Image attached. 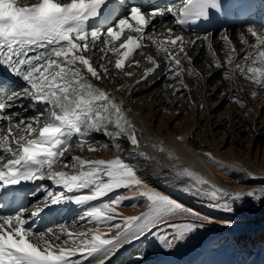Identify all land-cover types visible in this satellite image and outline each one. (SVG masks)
I'll return each mask as SVG.
<instances>
[{
    "label": "snow or ice",
    "instance_id": "6c2138e0",
    "mask_svg": "<svg viewBox=\"0 0 264 264\" xmlns=\"http://www.w3.org/2000/svg\"><path fill=\"white\" fill-rule=\"evenodd\" d=\"M235 2L171 0L163 9H146L141 0H0V68L8 74H0V209L11 208L20 198L15 186L44 180L51 181L54 188L41 187L44 196L38 203L43 207L33 205L32 217L65 204L82 209L71 225L56 224L43 230L32 227L35 221L29 222L27 208L22 204L10 213L0 211V264H107L124 245L146 238L162 223L167 222L171 231L168 235L158 234L157 238L164 248L172 249L174 241H185L203 227L197 221L210 220L147 186L138 177L136 167L121 156L105 160L76 155L68 159L67 153L73 144L81 152L109 148L121 152V141H127L131 145L129 157L155 161L159 168L157 157L139 150V130L130 110L114 93L94 82L101 79V71L107 74L109 69L101 64L98 70L86 53L112 52L118 56L115 68L122 69L134 55L142 54L138 50L150 40L158 54L168 60L172 79L185 73L199 75L181 62L191 63L185 44L195 46L201 39L208 41L216 66L221 67L209 40L213 33L208 31L202 37L185 41L183 35H174L176 26L183 32L209 21L213 14L226 15ZM168 15L173 17L174 26L167 29L165 39L159 40L154 21ZM126 29L138 35H127L117 47L116 42ZM247 31L255 43L242 35L247 48L239 59L232 55L235 47L226 32L221 34L230 46L226 63L232 65L235 61L224 76L231 80L239 74L264 87V32L258 33L253 26ZM105 55L100 59H105ZM147 60L159 67L153 57L148 56ZM153 70H146L145 76ZM22 99H27L28 104H21V110H30L32 115L10 111L15 101ZM236 102L244 106L238 98ZM97 133L108 138L100 148L93 139ZM137 165L140 166L139 160ZM173 168L174 181L182 183L185 191L194 190L209 197L216 208L232 211L233 205L246 197L264 201V188L230 192L188 168ZM110 194L114 195L109 199ZM24 195L35 197L37 192ZM137 198L146 204V211L113 223L121 215L118 208L124 201ZM83 221L94 227L70 231ZM225 223L231 224V220ZM113 229L114 236L110 235Z\"/></svg>",
    "mask_w": 264,
    "mask_h": 264
},
{
    "label": "rangeland",
    "instance_id": "374dc122",
    "mask_svg": "<svg viewBox=\"0 0 264 264\" xmlns=\"http://www.w3.org/2000/svg\"><path fill=\"white\" fill-rule=\"evenodd\" d=\"M256 24L257 21L251 23V25ZM166 25L167 23L157 26L156 33H164L161 29ZM256 31L259 32L257 29ZM235 32L237 33H233V37L232 34L228 37L231 46L235 47L232 55L239 59L244 56L247 48L241 36L243 35L244 39L250 43H255V40L250 38L247 28ZM221 34L223 33H216L217 38H210L218 41L212 46L221 67L216 66L212 52L208 49V42L201 40L198 42L204 45L203 47H200L198 42L196 46H200L197 47L193 45L189 47V44H185V49L191 57V63L181 61L187 66L186 68H191L199 75L185 73L182 77L172 79L168 71L170 67L168 60L163 54H158L156 46L150 40H146L145 46L139 50L142 54L134 55L132 62L122 69L114 66V61L118 58L116 54L106 51V56L101 53L105 55L103 60L98 55L95 59L98 70L99 65L103 64L109 71L107 74L101 71V79L94 82L98 86L117 92L120 99L128 100L140 121L144 122L154 133H158L163 139L186 145L193 150L213 172L216 182L230 192L260 190L264 188V87L257 86L239 74L231 80L225 79L224 73L234 67L235 61L232 65L226 63L230 54V46L221 41ZM161 37L159 40L162 39ZM184 38L185 41L194 39ZM116 43L118 47L120 42ZM90 53L93 55L95 52ZM148 56H154L153 59L159 68L155 69V65L147 60ZM243 63L241 60L242 65ZM148 69L154 70L145 76ZM181 80L186 87L181 84ZM113 91L111 92L114 93ZM252 92L257 95L253 97ZM237 98L243 102L244 106L236 102ZM93 139L97 141L95 145L97 148L108 142L101 136H94ZM124 151L117 152L109 148L95 152L87 150L81 152L73 144L67 157L71 159L72 156L81 155L85 158L109 160L121 156L136 167L138 177L147 186L160 191L152 186L150 178L147 179L149 176L147 169L141 165L138 166L137 162L127 157ZM207 154H210V157ZM41 187H38L33 202L38 207H43L38 203L44 196V193L40 191ZM46 187L50 190L54 188L49 185ZM120 191L124 195H129L126 190ZM112 195L114 194H110L108 198L110 199ZM202 197L208 198L203 194ZM138 199L140 198L124 201L123 205L118 208L121 215L113 223L119 222L123 217L138 216L146 211L147 206L143 201L138 207L132 206L137 204ZM207 200L203 201L200 210L185 205L202 216L210 218L209 221H197L203 224L204 231L196 230L185 241L179 243L174 241L175 246L172 249H166L159 243L157 235L161 233L168 235L171 230L167 222L162 223L153 229L156 235L150 233L146 238H141L130 251L128 259L118 264H193V262L196 264H231L230 259L223 254L224 247L246 241L260 245L261 253L258 255L257 264H264L262 254L264 251V209L261 207V216L257 222L240 221L242 212L252 211L262 201L246 197L242 201H237L232 211H226L214 207L211 199ZM56 211L53 216L56 221L51 222L49 226L71 225L74 218L78 220L82 209L70 204L62 212L58 209ZM212 220H215V223ZM228 220H231V224L225 223ZM219 221L223 222L224 228L218 223ZM86 227H94V225L88 224L87 221L78 222L75 227L70 228V231L81 232L85 231ZM103 230L107 232L106 228ZM115 232L116 230L113 229L110 235L114 236ZM217 238H222L223 241L228 240L230 243L228 245L218 244L216 249L210 252L201 249L210 246Z\"/></svg>",
    "mask_w": 264,
    "mask_h": 264
},
{
    "label": "bare ground",
    "instance_id": "6f19581e",
    "mask_svg": "<svg viewBox=\"0 0 264 264\" xmlns=\"http://www.w3.org/2000/svg\"><path fill=\"white\" fill-rule=\"evenodd\" d=\"M167 18L168 17H166V19ZM158 21H161V19L158 18ZM245 22H247V21H245ZM132 23H134V22H132ZM170 26L172 27V23L170 24ZM248 27L249 26H243L242 28L232 27V28L224 29L223 32L224 33L226 32L227 36H230V34H232V37H233V33H237V32H235L236 30H239V29H245L246 30V28H248ZM255 29H257V28L255 27ZM258 31L264 32V30H262V31L258 30ZM127 35H129V32L126 33L122 38L126 37ZM132 35L135 36L138 34L133 33ZM164 35L165 34L162 35V37H161L162 39L166 37ZM215 38H217V37H215ZM250 38L254 39L251 36V34H250ZM209 40L211 41L212 45H215L216 43H218V41H216L214 38L209 39ZM199 41L201 42V40H199ZM221 41L224 42L222 39H221ZM118 42H120V41H118ZM205 43H206V41H205ZM200 45H197V46H200ZM197 46L195 45V47H197ZM203 46L204 45H201L200 47H203ZM189 47H190V44H189ZM107 54H109V53H107ZM110 54H112V52ZM86 55L91 56L94 67H97L98 65H97V61L95 59L97 58L98 55L99 56L102 55L101 52L95 51V53L93 55L89 52V53H86ZM154 56H153V58H154ZM185 67H187V66H185ZM157 68H159V67H155V69H157ZM111 91H113V90H111ZM114 94L119 100L123 101V107L125 109L130 110L129 114H130L132 120L135 122V124L138 127L139 139L141 141L139 150L144 151L146 153H149L150 155L157 157L158 160L160 161V165L158 168L155 161L148 163V162H144L142 159H139L137 157H131V159L135 162H137L139 160V164L147 169V172L149 173V176L147 177V179L150 178L152 186H154L155 188L159 189L160 191L166 193L167 195H170L172 198L177 199L178 201L182 202L184 205H187V206H190L192 208L200 210L199 208L202 205L203 201L207 200L209 197L206 198L204 196L205 198H203L202 194H197L194 191H185L182 183L174 181L173 180V174H174L173 166H175V168H178V169L188 168L192 171H195V172L203 175L204 177H206L212 184L218 186L219 188H222L224 190L229 191L228 189L224 188V186H221L220 184H218L216 182L213 172L210 171V169L206 166V164L196 155V153L193 150H191L186 145L176 144L170 140L163 139L158 133H154L148 126L145 125L144 122L140 121V118H138L134 109L129 105L128 100H125L123 98L120 99L117 96V92H114ZM10 111H12V112L21 111L22 115H24V116H30L31 115L30 110L27 112H24L21 110L20 107H13L12 109H10ZM94 136H101L103 139L108 140L107 137L103 136L100 133H97ZM121 143L123 144V148L125 150L124 151L125 155L127 157H129L128 156V150L130 149L131 145L127 141H121ZM152 145H156V147H153ZM161 147L164 149V151H159V148H161ZM170 154H171L172 159H169ZM43 183L45 185L53 186L51 181H48V180H44ZM69 205L70 204H65V205H61V206H54L52 208L51 212L45 211L44 213L41 214L42 215L41 221L42 222H46V221L48 222L53 211L56 213L57 212L56 210L58 209L59 212H62L63 210L67 209V206H69ZM73 205H75V204H73ZM38 223H39V221L36 223V225ZM139 240H135L129 244L124 245L121 248V250H119L115 255H113L110 258V260L107 261V264H118L122 261H126L128 259V257L130 256V254H129L130 251H132L136 242ZM85 264H87V263H85ZM93 264H95V262H93Z\"/></svg>",
    "mask_w": 264,
    "mask_h": 264
},
{
    "label": "trees",
    "instance_id": "16d2710c",
    "mask_svg": "<svg viewBox=\"0 0 264 264\" xmlns=\"http://www.w3.org/2000/svg\"><path fill=\"white\" fill-rule=\"evenodd\" d=\"M142 199L137 200V204L140 205L142 203ZM256 205V204H255ZM258 207H256L252 211H244L242 212V220L241 222H252V221H258L259 217L261 216L260 209L261 207L264 209V201L261 203H258ZM253 208V207H252ZM264 217V214H263ZM213 223H215V220H212ZM219 224L223 227V222L219 221ZM224 228V227H223ZM199 231H204V227H201L198 229ZM230 243L228 240L223 241L222 238L215 239L210 246L201 248L205 249L206 252L214 251L216 246L218 244L225 245ZM260 245L258 243H252L250 241L246 242H239L236 244H231V246L224 247V255L225 257H228L230 259L231 264H257L258 261V255L260 252ZM264 255V251L262 252ZM193 264H196L193 262Z\"/></svg>",
    "mask_w": 264,
    "mask_h": 264
}]
</instances>
